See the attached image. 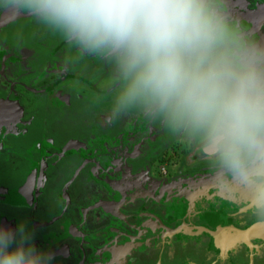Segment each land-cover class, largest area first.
I'll return each instance as SVG.
<instances>
[{"label":"flooded vegetation","instance_id":"obj_1","mask_svg":"<svg viewBox=\"0 0 264 264\" xmlns=\"http://www.w3.org/2000/svg\"><path fill=\"white\" fill-rule=\"evenodd\" d=\"M233 3L264 33V0ZM111 80L102 58L30 15L0 14V227L16 233L23 224L50 264H135L134 250L136 264H147L155 252L144 247L174 236L249 243L201 249L203 260L180 248L169 262L159 250L155 264H210L217 253L219 264H264V224L211 189L206 163L183 141L134 116L113 123L112 140L86 148L83 113L93 111L100 125Z\"/></svg>","mask_w":264,"mask_h":264},{"label":"clouds","instance_id":"obj_2","mask_svg":"<svg viewBox=\"0 0 264 264\" xmlns=\"http://www.w3.org/2000/svg\"><path fill=\"white\" fill-rule=\"evenodd\" d=\"M0 14H28L102 58L108 121L139 116L183 141L206 163L211 189L264 224V33L233 0H0ZM51 260L23 224L0 227V264Z\"/></svg>","mask_w":264,"mask_h":264},{"label":"rangeland","instance_id":"obj_3","mask_svg":"<svg viewBox=\"0 0 264 264\" xmlns=\"http://www.w3.org/2000/svg\"><path fill=\"white\" fill-rule=\"evenodd\" d=\"M106 83H109V81H105L103 79L102 85H103L104 88L106 87L105 86ZM101 103H102V105H101L100 109L98 110V112L96 113V116L97 115L101 116L100 125H98L97 119H96V122H94V119H93L94 118V113H93V111L92 112L88 111V112H84L83 113L84 115L85 114L87 115L86 118L84 119V121H82V123L85 124V126L87 127V129H86V138H85V140H89L88 141L89 143L86 144V148L87 149L88 148H93L95 146L96 140H112L111 138L116 133V129L113 126L114 124L110 123L108 121V119H107V111H108V109L110 107L109 106L110 105V96L109 95H105V96L103 95ZM124 123H125V119H124ZM127 124H129V123H127ZM120 126H121V124H120ZM116 128H120V127H116ZM119 130L120 129H118L117 131H119ZM69 131L74 132L72 130H69ZM158 133L160 134V128H159ZM144 136H145V134H144ZM170 140H171V142H174L176 144L178 143V140H176V139H170ZM162 151L163 150H161V152ZM89 164H90V162H89ZM163 165H166L168 170H172L174 164L172 162H170V160L165 159L163 161ZM166 167H165V169H166ZM167 169H166V171H167ZM169 176H172V175L170 174ZM167 180H174V178L173 177H169ZM171 227H173V226H171ZM197 233H202V232L198 231ZM194 242L192 240L188 239V238H184V239L181 240V239H179V238H177L175 236L173 237V239L165 237L163 240H161V239L154 240V241H152L149 244V246L147 245V247L146 248L144 247V249H143V250L150 249L151 252H155V253H152V255H151V253L149 254L151 259H150V262L147 263V264H155V262H153V260L155 259V256L157 255L159 250H161V251L166 250L165 251L166 252L165 254L167 256L166 260H168L169 262L172 259V256L174 254L172 250H174L175 253L178 254L180 248L183 249V250L184 249L190 250L191 248L194 249L195 251H197V253H198L200 258L202 256L201 259L203 260L206 257H204V255L202 254L201 249H205L206 250V249H210L212 247L214 249H218V250H221V249H233V248H235L237 246L239 241H231V240H198V241H194ZM244 242H247V241L239 242V244L242 245V244H244ZM247 243H249V242H247ZM194 254H196V253H194ZM218 255H220V254L217 253L216 254L217 257H214V259H212L213 263H215V264H219L220 263V261L217 259V258H219ZM133 256H135L134 262L136 264V259L138 258V253H136V250H134ZM191 259H195V258H191ZM212 261H211V258L208 259V262L210 264L212 263ZM119 263L126 264V262L124 263L123 261H119ZM198 264H201V263L199 262Z\"/></svg>","mask_w":264,"mask_h":264}]
</instances>
